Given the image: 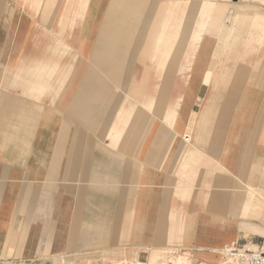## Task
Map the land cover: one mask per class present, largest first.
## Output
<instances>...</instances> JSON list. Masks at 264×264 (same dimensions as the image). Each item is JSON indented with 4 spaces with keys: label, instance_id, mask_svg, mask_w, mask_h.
Returning <instances> with one entry per match:
<instances>
[{
    "label": "crops",
    "instance_id": "1",
    "mask_svg": "<svg viewBox=\"0 0 264 264\" xmlns=\"http://www.w3.org/2000/svg\"><path fill=\"white\" fill-rule=\"evenodd\" d=\"M59 1L43 21L32 15L28 0H0V264H55L54 257H73L125 242L127 232L131 243L153 245L162 209L167 227L170 213L182 218L183 248L264 244L263 237L245 235L239 225L248 187L258 185L264 172V51H248L239 58L238 40L217 50L218 35L203 33L192 54L172 127L138 107L128 125L130 132L112 147L106 143L110 124L139 68L138 56L162 0L153 8L144 32L140 30L145 13L139 12V0H88L80 25L69 24L68 19L63 28L56 9ZM38 4L46 5V0ZM68 11L71 14L72 9L67 6L65 17ZM52 28L55 32L49 33ZM101 28L109 41L99 38ZM181 36L175 41L172 37L177 41L171 49L176 58L183 52L178 47ZM59 41L72 50L61 54ZM32 57L65 65L67 78L53 77L48 83L59 90L55 100L49 93L39 92L37 99L36 92L25 96L11 80H4L3 67L16 72ZM100 57L120 61L108 69L107 64L98 65L95 58ZM151 68L146 71L151 73ZM172 80L171 95L181 82L175 74ZM209 97L215 103L207 109L209 118L200 123L199 100ZM18 99L39 110L36 118L14 128L8 122ZM76 125L84 128L86 139L77 172L67 178ZM196 129L201 137L194 147L205 156L195 182L201 188L181 204L179 176L173 171L186 145L182 136ZM172 130L169 150L160 159ZM133 167L134 192L119 198L123 171ZM221 168L232 179L224 204L227 214L222 213L221 202L218 210L209 207L210 196L222 191ZM129 200L132 220L126 231L120 213Z\"/></svg>",
    "mask_w": 264,
    "mask_h": 264
},
{
    "label": "bare ground",
    "instance_id": "2",
    "mask_svg": "<svg viewBox=\"0 0 264 264\" xmlns=\"http://www.w3.org/2000/svg\"><path fill=\"white\" fill-rule=\"evenodd\" d=\"M28 1L30 2L32 15L34 17H41L43 21L47 19L50 11L55 6V0H46V5L38 4V0ZM61 1L62 4L56 5V9L60 13L58 22H62V28L65 24L68 25V23L80 25L88 0ZM61 1H59L58 4H60ZM146 1L148 0H139L138 3L142 5L139 12L144 11ZM67 6L68 9H72V11L71 14H69L70 11H68L65 17V13L63 12ZM106 14L107 12L105 16ZM68 19L69 22L66 23L65 20L68 21ZM47 31L49 33H54L55 29H47ZM208 32L218 35L219 41L217 50H221L222 46V50H224L227 48L226 44H230L231 46L234 43L236 44L238 40L239 58H241L243 53L248 51H264V0H197L196 2L191 0H162L152 20L143 50L138 56L137 61L139 62V68H135L131 80V87L121 107L119 110H116L115 116L110 124V131L106 140L107 145L112 147L116 146L123 135L130 132L128 125L134 120L138 107H142L145 111L149 112V114L157 116L162 122L172 127L177 107L181 99V89L188 75L192 54L201 35ZM99 33V38L103 39V42L109 41L105 29L101 28ZM134 33L135 30L129 32L130 38ZM173 36L174 41L176 38L179 39L180 36L182 38V40H180V46L178 47L179 49L182 48L183 52L181 56L177 58L174 57V52L171 51L173 44L177 42L172 41ZM110 37L113 38L114 36ZM183 38H185L184 45ZM58 43L59 46H61V54L72 50L69 44L63 41H59ZM112 48L119 47L114 45ZM96 59H99V66L107 64L108 69L119 64L120 61L114 57H112L110 61L107 60L106 57L95 58V60ZM64 66L65 65L59 60L50 65L45 62V58L40 60V58L32 57L28 60L27 64H22L16 72L11 73L10 68L3 67V77L4 80H11L12 86L16 89L20 87L19 92L25 96H33V93L36 92L37 95L35 98L37 99L39 92L41 95L49 93L54 98L53 100H55L59 95V90L52 88L48 83L52 81L53 77L56 80L59 78H67V69ZM149 66L152 67L151 73L146 71ZM256 66L254 68H256ZM213 67L214 66L211 68L213 69ZM106 74H109L108 71ZM113 74L117 77L116 72ZM174 74L178 76L181 82L176 91L171 95L170 87L172 86ZM148 80H150V83ZM157 90L158 92L155 94ZM202 100L203 102H201ZM214 103L215 101L212 97L199 100V104L203 108L201 113L202 120L200 123L205 122L209 118L211 112L207 109L213 106ZM158 108H162V110L158 112ZM38 110L39 107L37 106L30 109L27 108L26 105L18 99L12 106V112L9 117L11 120L8 124L14 125V128H17L26 120L36 118ZM69 124L70 122H68L66 126L68 127ZM83 129L84 128L81 126L76 125L68 158L69 161L66 167L67 178L68 176L74 177L77 172V166L81 161L83 144L86 139L82 134ZM199 129L201 130V126H199ZM199 129L192 131L191 134L182 136L186 145L173 171V175L179 176L176 188L179 190L181 204L190 200L195 188H201V186H196L195 183L198 181L199 175L201 174L200 167L204 164L205 157L204 154L195 150L194 147L195 139L201 137ZM174 135L172 130L170 137L162 149L160 159H163L167 154ZM58 157L59 156H57V159ZM132 160L134 161V159ZM127 161L128 162L124 161V164L127 163L128 167L130 161ZM134 165L135 164L132 166ZM134 167L133 170L125 168L123 171V179H121L118 190L119 198L129 195L132 196L134 192ZM221 170L225 178L221 181L223 192H216L210 196L209 207H216L218 210L219 203L221 202V211L223 214H227V208L224 204L227 202L228 189H230L232 179L227 175L224 168H221ZM260 176L262 178L258 185L247 186L249 190L241 217L239 218V225L245 235L253 233L264 238V172L263 175ZM53 178L54 175L51 174L49 177L50 181ZM74 183L76 182L73 181V184ZM164 197L166 198V196ZM120 214L122 215V223H126L125 229L128 231L132 220L130 200L126 203L125 207L121 209ZM182 228V218L172 213H170L167 227L166 212L162 209L153 245H135L128 239L129 232H127V240L125 242L122 241L109 248L88 250L84 253L75 254V259L66 260L68 257L62 255L54 257L53 259H58V264H93V258L108 256L112 264H125V262H130L132 264H168L167 259L170 258L172 264H189L191 259H189L190 255H188V253L192 249L183 248ZM181 247L186 251L181 252L179 250ZM255 248L256 245L252 243L251 246L246 245L243 249H236L231 245L224 246L223 248L199 247L197 249L208 250L211 256L217 253L221 254V256H219L221 261L220 264L229 262L232 264H243L244 259L247 257L246 250ZM236 250H238V252H235ZM144 254L147 257L145 260H141Z\"/></svg>",
    "mask_w": 264,
    "mask_h": 264
},
{
    "label": "rangeland",
    "instance_id": "3",
    "mask_svg": "<svg viewBox=\"0 0 264 264\" xmlns=\"http://www.w3.org/2000/svg\"><path fill=\"white\" fill-rule=\"evenodd\" d=\"M157 1H159V0H149L147 6L145 7V9H144L145 16H144V19L142 20V30H140V31H142V32L145 31V28H146L145 23H148V21L151 17L152 10L156 6ZM191 1L196 2L197 0H191ZM256 1H259V0H256ZM247 244H248V242H244V243L237 242L235 245H232V246L235 247L236 249L237 248L243 249L244 247H246ZM262 244H263V242L261 241V242H258V244H256V245L260 246ZM248 246H251V244H249ZM179 250L181 252L186 251L182 247L179 248ZM235 252H238V250H236ZM209 254H210V252L208 250H198L197 248H195L194 250H190L188 255H190L189 259H191V262H189V264H220L221 261H220L219 256H221V254L217 253V254H213V256H211ZM146 257L147 256L144 254V256L141 257V260H145ZM68 259H75V256L66 258V260H68ZM92 261H93V264H112L110 262L108 256L95 257L92 259ZM167 262H168V264H172L170 258L167 259ZM58 263H59V260L56 259L55 264H58ZM125 264H132V263L125 262ZM224 264H232V263L229 262V263H224Z\"/></svg>",
    "mask_w": 264,
    "mask_h": 264
},
{
    "label": "built area",
    "instance_id": "4",
    "mask_svg": "<svg viewBox=\"0 0 264 264\" xmlns=\"http://www.w3.org/2000/svg\"><path fill=\"white\" fill-rule=\"evenodd\" d=\"M247 257L243 264H264V245H256L255 249L246 250Z\"/></svg>",
    "mask_w": 264,
    "mask_h": 264
}]
</instances>
